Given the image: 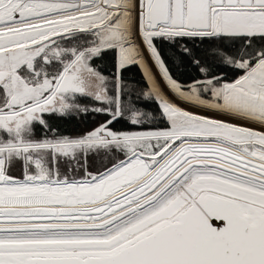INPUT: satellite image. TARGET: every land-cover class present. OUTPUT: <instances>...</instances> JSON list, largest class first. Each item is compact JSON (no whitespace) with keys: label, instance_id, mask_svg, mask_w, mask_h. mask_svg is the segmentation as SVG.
<instances>
[{"label":"snow or ice","instance_id":"6c2138e0","mask_svg":"<svg viewBox=\"0 0 264 264\" xmlns=\"http://www.w3.org/2000/svg\"><path fill=\"white\" fill-rule=\"evenodd\" d=\"M0 264H264V0H0Z\"/></svg>","mask_w":264,"mask_h":264},{"label":"trees","instance_id":"16d2710c","mask_svg":"<svg viewBox=\"0 0 264 264\" xmlns=\"http://www.w3.org/2000/svg\"><path fill=\"white\" fill-rule=\"evenodd\" d=\"M178 71H183V70L174 69V72H177V74ZM125 75L130 78H134L136 81H140L142 83L140 73L137 69H132L129 72L125 73ZM86 126H91V117L88 118L87 123H83L78 119H73L70 121L63 122L61 125L62 129L70 134H76L78 131L83 130V128Z\"/></svg>","mask_w":264,"mask_h":264}]
</instances>
